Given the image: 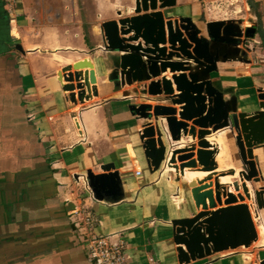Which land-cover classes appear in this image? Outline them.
I'll use <instances>...</instances> for the list:
<instances>
[{
  "label": "crops",
  "instance_id": "0c3cea01",
  "mask_svg": "<svg viewBox=\"0 0 264 264\" xmlns=\"http://www.w3.org/2000/svg\"><path fill=\"white\" fill-rule=\"evenodd\" d=\"M178 1L162 10L165 20L196 15L192 4ZM251 1L252 9L260 7L264 26V0ZM134 6L135 2L121 11L107 0H18L12 23L0 4V264H91L67 215L72 205L65 199L92 205L99 221L97 234H119L128 244L130 264H180L171 221L197 213L191 190L182 180L168 181L149 171L139 141V132L149 121L129 111L138 98L124 97L143 84L115 88L108 79L110 67L103 64L100 25L134 16L128 14ZM243 51L247 63L219 62L210 78L218 90L228 92L224 100L236 97L237 113H254L260 110L264 64L248 57V48ZM73 59V64L92 62L97 86V96L76 107L67 101L57 78ZM172 75L167 70L155 80H171ZM171 82L173 95H178ZM173 108L179 112V106ZM233 142L229 150L241 168ZM253 154L261 181L252 185L259 189L264 187V146ZM106 164L119 173L123 198L91 203L87 192L80 189L77 194L73 178L88 170L104 174L101 166ZM136 169L141 175H135ZM227 254L188 264H238V256Z\"/></svg>",
  "mask_w": 264,
  "mask_h": 264
},
{
  "label": "water",
  "instance_id": "95a60500",
  "mask_svg": "<svg viewBox=\"0 0 264 264\" xmlns=\"http://www.w3.org/2000/svg\"><path fill=\"white\" fill-rule=\"evenodd\" d=\"M134 2V16L105 21L100 30L106 52L103 64L110 67L108 79L114 82V87L143 84L141 96H162L164 98L157 102L167 103V106H129L131 113L149 121L139 133L147 167L151 173L157 172L170 143L181 140L182 136H191L197 142L186 149L173 150L169 165H174L171 167L175 172L165 176L179 182L186 169L210 173L184 186L191 189L197 213L171 221L178 261L188 264L215 254L249 248L258 236L244 200L245 196L250 198L246 182L252 185L261 181L253 152L264 146V90L258 89L260 110L237 113L236 97L224 100L228 92L218 90L210 75L217 72L219 62H248L247 55L242 56L240 45L254 37L257 25L242 30L241 22L211 21L206 23L204 35L189 17L165 20L162 10L175 7L176 0ZM117 15L122 17V12ZM130 33L133 35L129 38H120ZM15 49L22 52L19 44ZM117 52L125 54H112ZM174 58L180 61H173ZM167 70L173 74L171 80L178 95H173L171 80L166 77L155 80ZM57 78L67 101L73 105H84V101L97 96L95 70L88 59L63 67ZM124 97L138 98L135 90L125 92ZM173 106H179V112ZM161 118L166 120L165 124ZM223 129L230 131L242 163L240 181L233 182V187L238 192L241 184L244 195L230 193L229 187L221 185L213 172L217 168L214 157L217 150L205 137ZM165 130L170 135L167 146L163 142ZM195 155L196 159H192ZM114 168L113 164H106L101 166L104 174L86 172L88 186L97 201L122 200L121 180L117 171L112 172ZM228 173L234 175L235 170ZM253 190L258 210L264 209V187ZM259 264H264V259Z\"/></svg>",
  "mask_w": 264,
  "mask_h": 264
},
{
  "label": "rangeland",
  "instance_id": "374dc122",
  "mask_svg": "<svg viewBox=\"0 0 264 264\" xmlns=\"http://www.w3.org/2000/svg\"><path fill=\"white\" fill-rule=\"evenodd\" d=\"M107 1L110 7L116 10L119 9L121 11H125V9H127L128 7L134 4V0H107ZM178 3L179 5L180 4L181 5H184V4L191 5L192 4L196 8L197 10L196 15L192 19L194 23L196 24L197 28H199L202 31V34L204 35L206 34L205 25L206 23L211 22V21L233 20L235 22H241L242 30H245L247 27H253L255 26V23H256L258 27V31L256 32L258 33H256L254 37L251 39L244 40L243 38L244 43L243 45H240V49L241 51H243L244 48H248V50L250 51L248 53V57L250 56L254 60V62H257V63L262 62L264 64V39L262 40L261 37L259 36V34L264 35V30H263L262 23H260L261 21H260L259 16L261 17L262 12L260 11L259 6L255 9L250 8V6L247 3V0H179ZM132 13L133 11L128 10V14H132ZM95 31H97V29H95ZM245 54L247 55L246 52ZM74 61L75 59L69 61L68 64L73 65ZM134 90L136 91V95L138 99L135 100L134 103H132L133 105H139V104L152 105L154 102H157V100H160V99L162 100L164 98L162 96L161 97L160 96L150 97L148 95L143 97L140 95V91L142 90V87L141 88L139 87L138 89H134ZM87 102L88 101H84V105ZM77 105L82 106V104L80 103H78ZM73 106L76 107L75 105ZM164 121L166 120H163V123L165 124ZM181 139H185L186 141L189 140L187 139V137H184V136H182ZM227 141H228L229 146H230V142H233V138L231 137L229 130H228ZM163 142L167 146V140H166V137H164V135H163ZM171 144L172 146H174L175 142L172 141ZM233 144L235 146L234 142ZM232 159H233V156H232ZM233 162L236 165L234 160ZM236 167L240 168L238 165H236ZM246 186L249 190L250 198H246L245 196V203L249 206L255 228L257 229V227L264 225V209L263 211L262 210L259 211L257 209L256 199H255L254 190H253L255 188L254 185H251L250 182H246ZM80 189L84 193V187L80 185L76 187L77 194H80V191H81ZM255 190H258V189H255ZM262 241H264L263 234L260 237H257V240L251 247L239 248L237 250L228 251L226 253H228L227 254L228 256H231V255L238 256L237 258L238 264H259L260 261L264 259L263 258L264 257V247L260 245Z\"/></svg>",
  "mask_w": 264,
  "mask_h": 264
},
{
  "label": "built area",
  "instance_id": "2783aa9c",
  "mask_svg": "<svg viewBox=\"0 0 264 264\" xmlns=\"http://www.w3.org/2000/svg\"><path fill=\"white\" fill-rule=\"evenodd\" d=\"M6 13L10 17V22H14L12 17H15V12L18 0H2ZM264 30V26H263ZM140 133V132H139ZM166 136L170 138L169 132L165 130ZM170 141V140H169ZM171 144V143H170ZM174 148L169 145L163 162L157 173L159 177H166L168 181H172V176H163L165 168H168ZM137 162L134 161V165ZM173 171L172 174H174ZM135 175H141V171L136 169ZM84 187V191L88 193V199L91 203L98 202L88 186L86 175H78L73 178V185ZM178 194H174L173 196ZM66 204H71L72 208L68 211V217L72 227L77 235V238L85 252L87 259L91 264H130L131 257L128 255V244L119 234L99 235L96 232L99 221L96 212L92 205L81 202L74 204L69 199L64 200ZM252 216V215H251Z\"/></svg>",
  "mask_w": 264,
  "mask_h": 264
},
{
  "label": "bare ground",
  "instance_id": "6f19581e",
  "mask_svg": "<svg viewBox=\"0 0 264 264\" xmlns=\"http://www.w3.org/2000/svg\"><path fill=\"white\" fill-rule=\"evenodd\" d=\"M241 53H242V56L246 55L245 52H243V51H241ZM161 119L165 120L164 118H161ZM165 137L167 140V136H165ZM187 139H189V140L186 141L185 139H181V140L175 142V145L173 146L174 150L186 149L190 145L196 143V139L193 141L191 136H187ZM227 139H228V130H224V129L219 130V131L214 132V133H211L210 135H207L205 137V140L213 147V149L215 148V150H217V152L215 153V156H214L217 168L213 172H215L216 176H218V180H219V183L221 185H227V187H229L230 193H233L235 195H237V194L243 195L242 188L240 186L241 184H239L240 188H239L238 192L235 191V189L233 187V182H235V181L239 182L240 181V177H239L240 168L236 167V165L233 162L232 155H231L230 150H229V145H228ZM178 164H179V162H178ZM171 166H174V165H168V168H165V172L163 173V176L169 172L171 174L173 173L174 169ZM231 170H235L234 175H231L228 173ZM208 174H210V173H208V172H194V171H191L190 169H186L185 170V176L183 178L184 180L183 179L182 180L186 184V183L192 182L193 180L205 178ZM184 200H185L184 195L180 196V201L183 202ZM223 200H224V198L222 199V201ZM244 203H245V200H244ZM259 211H261V210H259ZM256 231H257L258 237H260L262 234L264 235V225L257 227ZM260 245L262 247H264V241H262Z\"/></svg>",
  "mask_w": 264,
  "mask_h": 264
},
{
  "label": "trees",
  "instance_id": "16d2710c",
  "mask_svg": "<svg viewBox=\"0 0 264 264\" xmlns=\"http://www.w3.org/2000/svg\"><path fill=\"white\" fill-rule=\"evenodd\" d=\"M247 3H248V5L250 6V8H254L253 3H252L251 0H247Z\"/></svg>",
  "mask_w": 264,
  "mask_h": 264
},
{
  "label": "flooded vegetation",
  "instance_id": "af4514ba",
  "mask_svg": "<svg viewBox=\"0 0 264 264\" xmlns=\"http://www.w3.org/2000/svg\"><path fill=\"white\" fill-rule=\"evenodd\" d=\"M0 4H2V6H4L3 2L0 0Z\"/></svg>",
  "mask_w": 264,
  "mask_h": 264
}]
</instances>
